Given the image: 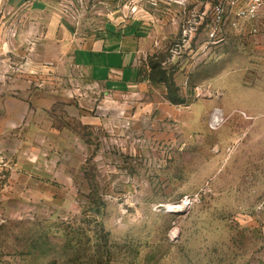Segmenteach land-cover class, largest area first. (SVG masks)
<instances>
[{
    "label": "rangeland",
    "instance_id": "rangeland-1",
    "mask_svg": "<svg viewBox=\"0 0 264 264\" xmlns=\"http://www.w3.org/2000/svg\"><path fill=\"white\" fill-rule=\"evenodd\" d=\"M218 3L0 0V264H264V5ZM110 20L131 88L74 60Z\"/></svg>",
    "mask_w": 264,
    "mask_h": 264
},
{
    "label": "crops",
    "instance_id": "crops-1",
    "mask_svg": "<svg viewBox=\"0 0 264 264\" xmlns=\"http://www.w3.org/2000/svg\"><path fill=\"white\" fill-rule=\"evenodd\" d=\"M148 35L140 22L119 24L110 20L99 39L76 48L74 60L96 81L109 87L131 88L139 79L138 58Z\"/></svg>",
    "mask_w": 264,
    "mask_h": 264
},
{
    "label": "built area",
    "instance_id": "built-area-1",
    "mask_svg": "<svg viewBox=\"0 0 264 264\" xmlns=\"http://www.w3.org/2000/svg\"><path fill=\"white\" fill-rule=\"evenodd\" d=\"M225 4L218 3L215 7L219 20H229L234 16L241 18H254L264 5V0H224Z\"/></svg>",
    "mask_w": 264,
    "mask_h": 264
},
{
    "label": "trees",
    "instance_id": "trees-1",
    "mask_svg": "<svg viewBox=\"0 0 264 264\" xmlns=\"http://www.w3.org/2000/svg\"><path fill=\"white\" fill-rule=\"evenodd\" d=\"M173 101H176V100H173Z\"/></svg>",
    "mask_w": 264,
    "mask_h": 264
}]
</instances>
